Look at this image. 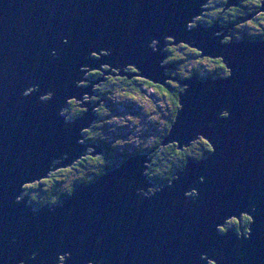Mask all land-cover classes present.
I'll return each instance as SVG.
<instances>
[{
	"label": "water",
	"instance_id": "1",
	"mask_svg": "<svg viewBox=\"0 0 264 264\" xmlns=\"http://www.w3.org/2000/svg\"><path fill=\"white\" fill-rule=\"evenodd\" d=\"M210 1L0 0V264H55L62 249H72V264H196L198 254L204 264H264V40L225 44L218 22L188 28ZM181 44L221 58L229 70L182 82L162 142L183 149L202 137L211 145L205 158L189 157L154 193H147L153 149L129 155L56 205L36 208L29 195L19 197L24 183L102 153L80 141V131L100 119L91 102L78 117L61 113L87 92L86 72L107 64V74L166 86L174 66L162 62L168 47ZM246 206L258 209L251 241L233 229L219 239V226L241 220ZM34 251L36 262L27 259Z\"/></svg>",
	"mask_w": 264,
	"mask_h": 264
},
{
	"label": "trees",
	"instance_id": "2",
	"mask_svg": "<svg viewBox=\"0 0 264 264\" xmlns=\"http://www.w3.org/2000/svg\"><path fill=\"white\" fill-rule=\"evenodd\" d=\"M226 1L227 0H211L209 4L211 9L208 11L209 13L204 14V18L201 20L208 26L213 25L218 18H220V21H233L238 16L245 18L252 11L258 8L260 9L262 5V0H255V2H253V0H241L238 6H230L229 8H226L223 5ZM247 21L246 18L243 20V22ZM247 23H249V26L252 28V31L250 32L251 35L258 34L260 39L264 38L263 11L254 16V18L250 19ZM235 35L238 37L239 34L235 33ZM225 41H227V38L224 39L223 42ZM167 51L169 52V57L165 59L164 63L166 65L175 63V68L169 71V74H171L174 79L168 80L166 86L154 85L148 79L138 76L127 77L113 75L105 78L103 83L105 87L102 88L103 92L101 97L106 98L107 101L103 102L99 109L105 113L98 111L97 113L100 119L94 122L93 126L86 132L87 140L101 146L102 153L97 154L96 156H87L82 160H79L75 166L72 167L74 169L73 172H71L69 168L60 169L54 174H51L48 179L33 184L38 185L37 187L27 186V191L29 192L28 195L31 197V203L36 207L43 202L55 204L71 194L78 185L89 184L106 171L119 165L125 158L134 153L147 152L154 149V152L152 153L153 159L149 164L147 173L156 187L169 182L176 176V173L179 170L184 169L189 157L201 160L207 156L211 150L209 148L210 144L209 142L204 143L206 139L202 137L194 141L189 147L183 149H179L178 143L176 142L167 145H163L162 142L170 131L180 107L178 102L179 96L185 89L182 82L194 75H197L202 79L228 76L229 70L222 62L221 58H209L210 61L215 63L212 68L213 70L201 68L202 66L200 62H204L206 57H201V52L198 49L191 48L184 44L170 46L167 48ZM190 60H194L193 63H195L191 68L188 67V62ZM221 65H223V67ZM127 71L131 74L136 71V68L131 67L128 68ZM90 75L91 77H99L101 71H93ZM150 86L160 88L163 97L169 99L172 104L171 116L165 123V130L163 133L153 137L151 146L148 148L139 147L134 149L131 153L120 149L117 150V147L108 141V124L106 118L103 119L102 116L105 114L110 115L114 109H117V104H119L124 98H136L135 96L138 97L143 95L144 89H147ZM70 106V109L67 108L66 112H70L72 118L81 115L84 111L80 108L76 109L72 101H70ZM66 173H72L70 178L67 176L68 180L66 183L65 181L61 183L56 181L55 177H61ZM239 224H235L238 231H240Z\"/></svg>",
	"mask_w": 264,
	"mask_h": 264
},
{
	"label": "rangeland",
	"instance_id": "3",
	"mask_svg": "<svg viewBox=\"0 0 264 264\" xmlns=\"http://www.w3.org/2000/svg\"><path fill=\"white\" fill-rule=\"evenodd\" d=\"M208 7V4H205L204 9ZM230 7V6H229ZM227 7V8H229ZM264 12V11H263ZM208 11H204L203 14L200 13L199 15H197V17L195 18L194 21L189 22V27L188 28H196L197 27V22L201 19H203V15L207 14ZM256 13L252 14V16H254ZM250 21V20H249ZM248 22V21H247ZM244 23L242 22L240 25L242 27L247 26L249 23ZM195 25V26H194ZM221 26V25H220ZM238 25L236 24L235 27H237ZM241 28V27H240ZM224 34V35H223ZM218 35H222L223 40L227 38V41H225V44L229 43L232 40V36H231V30L230 31H223L222 26L220 27V30L216 31V36ZM169 42H173L174 39L172 38H168ZM151 47H154V42H152L150 44ZM104 54H107L106 51H102ZM93 56H97L100 57L99 54L97 53H92ZM169 57V56H168ZM167 57V58H168ZM166 58V59H167ZM194 60H190L188 62V67L191 68L192 66H194L195 63H193ZM201 63V68H207L210 70H213L212 68L214 67L215 63L210 61L209 57H206L204 62H200ZM163 65H165L164 62H162V67ZM209 68H208V67ZM128 68H131V65H127ZM99 68L104 69L105 71L101 72V75L97 78H92L90 73L93 71H96V68L91 69L90 71L86 72L83 75V78L81 79V85L84 86L85 88H87V92L85 94L82 95V99H78V98H70L69 102L72 101L73 104L75 105L76 109H79V105L81 104V102L86 103V105H83L84 107L80 108L81 110L84 109L85 112L89 111V102H91L93 109L98 112L101 111L99 110L100 107L103 104V97H101L102 94V88L105 87V85H103L104 80H102V78H107L108 76H113L110 74H107L106 72L108 71V65L107 64H101V66ZM206 70V71H207ZM170 70H167V72H165V75H170L169 74ZM114 72H118V70L111 68L110 69V73H114ZM202 77V76H201ZM154 85H158L157 83L152 82ZM162 86V85H161ZM99 89V90H98ZM136 98H124L119 104H117V109H114V111L109 115V114H105L104 112L102 116L103 119L106 118V122L108 124V141L111 142L113 145H115L117 147V150H124L125 152L131 153L134 149L139 148V147H144V148H148L151 146V141L153 140V137H155L158 134L163 133V131L165 130V123L166 121L170 118L171 116V107L172 104L170 103L169 99H165L162 95V91L160 88H156L153 86H150L147 89H144L143 95L141 96H135ZM136 99V100H135ZM70 105L68 107V109H70ZM63 115H65L67 117V119H71V113L70 112H66V109L63 110L61 112ZM227 113V112H226ZM226 113H223L222 116H227L225 115ZM79 116V115H78ZM76 116V117H78ZM89 131V128L86 129L85 127L80 131V134L83 135L85 134V138H83L80 135V141L82 143L85 142H89L87 140V135L86 132ZM127 137V138H126ZM150 151V150H149ZM88 152V149H87ZM148 152V151H147ZM89 156V155H87ZM85 156V157H87ZM77 163V162H76ZM74 163L73 165L75 166ZM68 165V164H67ZM73 165H62L60 167V169L63 167V169H69L71 170V172H73ZM65 166V167H64ZM72 168V169H71ZM57 169V168H56ZM51 173L54 174L55 171H50L48 174V177H42V180L48 179L51 176ZM75 173V172H74ZM72 175V173H66L61 177H55L56 181L58 182H63L65 181V183L67 182L68 178L67 176L70 178ZM40 179V180H41ZM41 180V181H42ZM41 181H34L32 183H24L23 187H25V191L22 193H26V195L29 194V192L27 191V186L28 185H33L35 183L41 182ZM156 186L151 187L150 188V192L154 193L156 192ZM191 192H187V195H190ZM26 195H23L26 196ZM21 198V196H19ZM22 199V198H21ZM62 200H60L59 202L53 204L56 205L58 203H60ZM48 203V202H43L41 204H38L39 208L40 206H42L43 204ZM51 204V203H50ZM234 219V217H230L229 219H227L228 222V226L229 228H226V226H222L220 225L219 228H226L227 230L230 229L232 227V223L231 221ZM239 236L240 232H239ZM213 262L212 260H209V263Z\"/></svg>",
	"mask_w": 264,
	"mask_h": 264
},
{
	"label": "snow or ice",
	"instance_id": "4",
	"mask_svg": "<svg viewBox=\"0 0 264 264\" xmlns=\"http://www.w3.org/2000/svg\"><path fill=\"white\" fill-rule=\"evenodd\" d=\"M253 2H255V0H253ZM65 43H67V42L65 41ZM221 66L223 67V65H221ZM25 95H27V93H25ZM225 115H227V113ZM204 143H208V141L205 140ZM209 148L211 149V145H209ZM37 186L38 185H28V187H37ZM20 193H21L20 194L21 198L23 197V195H26V193H22V192H20ZM239 212L244 213L242 219L244 221H246L251 226L250 228L245 229V232L241 233V236L245 237V239L251 241L252 236H253L252 226L256 223V219L254 218V216H255V214H257L258 209H257V207L246 206V207L241 208L239 210ZM247 213H251V214L249 215ZM237 214H239V213H237ZM240 222H241V220H239V219H234L231 221V223H233V224H239ZM226 232H227L226 228L219 229L217 232V236L219 237V239L226 240L227 239L226 236H219V233H226ZM13 243H15V241H13ZM61 253H64V255H61ZM70 253H72V249H62L59 252H57L55 255V264H60V262L65 259V256L68 257V264H72V255H69ZM39 255H40V253L38 251H34L27 257V259L30 261L36 262L38 260ZM94 260L95 259H91V258L88 259L87 264H93ZM206 260H207L206 257H201V255L198 254V256L196 257V264H204V262H206ZM19 264H24V260H21L19 262Z\"/></svg>",
	"mask_w": 264,
	"mask_h": 264
},
{
	"label": "flooded vegetation",
	"instance_id": "5",
	"mask_svg": "<svg viewBox=\"0 0 264 264\" xmlns=\"http://www.w3.org/2000/svg\"><path fill=\"white\" fill-rule=\"evenodd\" d=\"M256 1H258V0H256ZM228 2H229V0H227L223 5H224V7H228L227 6V4H228ZM236 2H237V4H235V5H230V6H238L239 4H240V2H241V0H236ZM209 4H210V2H209ZM209 4H208V7H207V11H209L211 8L209 7ZM222 5V6H223ZM260 9L258 8V9H256V10H254V11H252L251 13H249L248 14V16H246L245 18H246V20H250V19H253L254 18V16H256V15H258L260 12ZM209 13V12H208ZM254 13H256L254 16H252V14H254ZM211 17V16H210ZM245 18L244 17H241V16H238L235 20H233V21H220V18H218L217 19V21L216 22H218V24H219V26L221 25L222 26V28H223V31H230L231 30V34H232V37L233 38H235V40H238V41H240V40H243V39H245V38H249L250 40H252V41H259V40H264V38H262V39H260L259 38V36H258V34H256V35H251L250 34V32L252 31V28L249 26V24H248V27L247 26H245V27H242L240 24L243 22V20H245ZM200 22L201 23H203L205 26H208V25H206L205 23H204V21H202V20H200ZM244 23H246V22H244ZM238 25L237 27H235V25ZM220 26V27H221ZM241 27V28H240ZM235 33H238L239 35H238V37H236V35H235ZM174 67L172 68V69H170V70H173L174 68H175V63H171ZM92 78H97V77H92ZM99 90V89H98ZM234 219H236V218H234ZM233 219V220H234ZM240 226V231L242 230L243 232H245V229H247L248 228V226H249V224L246 222V221H244L243 219H241V222H240V224H239ZM227 226H228V224H227ZM230 229H233V230H236V231H238L237 230V228H236V225L235 224H233L232 223V227L230 228Z\"/></svg>",
	"mask_w": 264,
	"mask_h": 264
},
{
	"label": "bare ground",
	"instance_id": "6",
	"mask_svg": "<svg viewBox=\"0 0 264 264\" xmlns=\"http://www.w3.org/2000/svg\"><path fill=\"white\" fill-rule=\"evenodd\" d=\"M260 12V11H259ZM195 18H196V16H195ZM195 20V19H194ZM157 45V40H155L154 41V46H156ZM203 57H207L206 55L205 56H203ZM214 59V58H213ZM217 77H219V76H217ZM160 86H161V84H159ZM85 103L84 102H81V104L79 105L80 107L81 106H83ZM227 111L226 110H223V113H226ZM127 138V137H126ZM139 153H144V152H139ZM135 154V153H134ZM82 160V159H81ZM78 162V161H77ZM76 163V162H75ZM74 166V165H73ZM61 167V166H60ZM60 167H58L56 170H55V172L56 171H58V170H60ZM69 168V167H68ZM61 169H63V168H61ZM65 169V168H64ZM52 174V173H51ZM175 178V177H174ZM149 179H150V181L153 183V181L151 180V178L149 177ZM173 179V178H172ZM172 179L169 181V182H166V183H164L162 186H159V187H157L156 188V192L157 191H159V190H161L163 187H164V185L165 184H169V183H171L172 182ZM155 186V184L153 183V187ZM191 192V196H195L196 195V191H190ZM147 193H150V191L149 192H147ZM189 195V196H190ZM233 217V216H232ZM230 218V217H229ZM229 218H227V219H229ZM228 220H225L224 222H223V224L222 225H224V226H226V228H229V227H227V224H228Z\"/></svg>",
	"mask_w": 264,
	"mask_h": 264
}]
</instances>
